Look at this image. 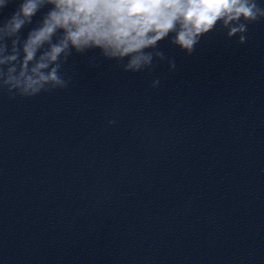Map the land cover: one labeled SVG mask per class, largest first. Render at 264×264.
<instances>
[{
	"label": "clouds",
	"instance_id": "9594fccd",
	"mask_svg": "<svg viewBox=\"0 0 264 264\" xmlns=\"http://www.w3.org/2000/svg\"><path fill=\"white\" fill-rule=\"evenodd\" d=\"M260 23L264 0H0V93L33 98L67 89L64 66L90 52L92 67L114 61L125 73H150L166 64L174 72L176 59L161 42L190 57L210 33L245 45Z\"/></svg>",
	"mask_w": 264,
	"mask_h": 264
}]
</instances>
